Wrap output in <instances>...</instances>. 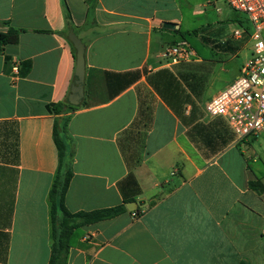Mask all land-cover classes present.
<instances>
[{
    "label": "crops",
    "instance_id": "1",
    "mask_svg": "<svg viewBox=\"0 0 264 264\" xmlns=\"http://www.w3.org/2000/svg\"><path fill=\"white\" fill-rule=\"evenodd\" d=\"M212 1L0 0V32L19 31L0 46V264L49 263L54 127L66 120V208L146 204L74 230L67 264H264V190L250 186L264 185L260 157L206 111L222 92L205 77L218 62L195 50L164 60L185 13L197 15L188 6ZM65 5L85 44L78 106L68 101L76 52Z\"/></svg>",
    "mask_w": 264,
    "mask_h": 264
},
{
    "label": "built area",
    "instance_id": "2",
    "mask_svg": "<svg viewBox=\"0 0 264 264\" xmlns=\"http://www.w3.org/2000/svg\"><path fill=\"white\" fill-rule=\"evenodd\" d=\"M224 1L231 8L244 12L253 27L248 44L251 55L240 75L225 90L209 100L206 111L209 116H223L244 139L264 132V0H213ZM248 35L246 30H236L234 37ZM195 55L185 39L168 46L164 52L167 63H176ZM18 71V66L14 67Z\"/></svg>",
    "mask_w": 264,
    "mask_h": 264
},
{
    "label": "rangeland",
    "instance_id": "3",
    "mask_svg": "<svg viewBox=\"0 0 264 264\" xmlns=\"http://www.w3.org/2000/svg\"><path fill=\"white\" fill-rule=\"evenodd\" d=\"M188 1L192 4V0ZM187 9L196 11L197 15L192 17L189 13H185L181 30L183 37L200 56L205 59L217 60L218 63L205 77L210 83V93L218 88H222L223 91L237 79L251 54L249 45L244 48L249 34L253 31L248 15L234 10L224 1L217 3L212 1L205 6L195 5L191 8L188 6ZM236 30H246L248 35L237 40L234 37ZM227 53L228 56H221ZM222 61L226 63L222 64ZM248 138L250 147L246 146V150L249 155L257 153L260 160L255 167L264 174V133H261L257 138L255 136Z\"/></svg>",
    "mask_w": 264,
    "mask_h": 264
},
{
    "label": "trees",
    "instance_id": "4",
    "mask_svg": "<svg viewBox=\"0 0 264 264\" xmlns=\"http://www.w3.org/2000/svg\"><path fill=\"white\" fill-rule=\"evenodd\" d=\"M65 13L69 31L73 29V26L71 25V14L67 5H65ZM181 39L185 38L183 37ZM18 40L19 31L15 28L9 29L7 33L0 32V46L2 47L17 44ZM72 46L74 48L73 44ZM74 51L76 52L75 48ZM65 105V103L55 105L54 111H58V113L65 111ZM67 109L74 111L76 107L70 106V108ZM67 122L68 120L62 123H56L54 127V141L59 155V167L49 194L51 205L52 242L51 255L48 264H67L70 251V239L74 230L93 225L100 221L112 219L126 211L124 205L92 212L77 213H71L66 208L65 196L73 176L71 163L72 154L67 146ZM250 186L258 191L264 190V185L260 182L252 181ZM140 212L141 210L139 209L133 213L138 215Z\"/></svg>",
    "mask_w": 264,
    "mask_h": 264
},
{
    "label": "water",
    "instance_id": "5",
    "mask_svg": "<svg viewBox=\"0 0 264 264\" xmlns=\"http://www.w3.org/2000/svg\"><path fill=\"white\" fill-rule=\"evenodd\" d=\"M164 27L167 29H175L176 26L174 23L166 22L164 23ZM69 39L76 50V70L68 101L73 105L78 106L84 98L85 44L76 35L74 30L70 31ZM145 206L146 204H141L140 202H129L126 204V208L129 212H135L139 209H143Z\"/></svg>",
    "mask_w": 264,
    "mask_h": 264
}]
</instances>
